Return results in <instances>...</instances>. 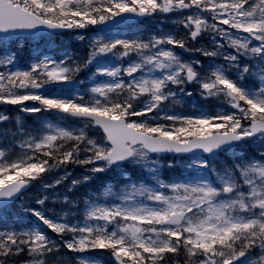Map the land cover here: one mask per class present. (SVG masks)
<instances>
[{
  "label": "snow or ice",
  "instance_id": "1",
  "mask_svg": "<svg viewBox=\"0 0 264 264\" xmlns=\"http://www.w3.org/2000/svg\"><path fill=\"white\" fill-rule=\"evenodd\" d=\"M172 14L183 35L112 31ZM97 26L96 36L75 37L87 40L84 57L66 53L22 70L15 68L16 52L0 53V68L8 69L0 70V105L50 113L56 121L45 118L27 129L17 118L5 127L12 118L0 113V264L24 252L29 264H48L61 246L81 254L107 251L115 264H180L181 256L183 264H264V0H0V45L21 32L43 39ZM205 35L207 47L189 46ZM182 52L209 62L186 61ZM89 68V86L71 93L67 86L84 85L78 76ZM52 85L61 87L44 91ZM193 85L202 100H219L227 109L172 111L194 95ZM90 128L102 130V138H91ZM246 142H259L257 156L240 154ZM222 153L232 154L230 164L220 162ZM166 154L189 159L163 165ZM70 163L88 175L73 180L69 191L114 169H123L128 183L102 185L85 203L83 220L48 215L44 195L36 201L41 207L24 209L35 223L10 224V203ZM125 165L145 175L133 182ZM180 165L181 175L162 177V167ZM68 175L42 187L53 189ZM101 197L111 199L101 203Z\"/></svg>",
  "mask_w": 264,
  "mask_h": 264
},
{
  "label": "rangeland",
  "instance_id": "2",
  "mask_svg": "<svg viewBox=\"0 0 264 264\" xmlns=\"http://www.w3.org/2000/svg\"><path fill=\"white\" fill-rule=\"evenodd\" d=\"M175 19H176V14H172L169 18H166V19L163 17H158L156 19H149V20H146V21L142 22L141 24H139L138 27H136V28H134V26L128 27V28H126L128 30L123 29V30L119 31V33L121 35L130 34V33L149 34V33H158L161 30H163L165 32L175 31L176 33H179V35H183L184 29L182 27H179L178 25H176L174 23ZM132 28H134V29H132ZM99 29H100V26H97L96 28H88L86 30H70L68 33L62 34L59 37L50 36V37H45L43 39H41V38L15 39L14 41H9L3 45H0V53H2L4 51L16 52L17 55H16L15 68L22 69V70L28 69V67L32 63H36L39 60L50 59V58L54 59L52 56L53 55L52 52L57 53V56H55V55L54 56L58 59L64 57L67 52L72 54L73 52H71L70 47H78L79 48L76 53L72 54L73 56L84 57V56H86V54L89 51V48L87 46V40L84 42H81L75 38L76 35L79 34L81 31H83V33L87 37L91 38V37H94L100 33ZM130 29H132V30H130ZM178 30H179V32H178ZM55 42L56 43L61 42V48L60 49L55 50L57 47L55 45ZM208 42H209V36L205 35L202 38H200L198 40V42H190L189 46L190 47H201V46L207 47ZM21 45L23 47H20ZM182 57L186 61L190 60L192 58H196L195 53H188V52H184V55H182ZM199 57L204 59L202 62L204 63L205 66H207L209 61L206 58H204L203 56L199 55ZM198 59H200V58H198ZM217 63L222 64L223 61L219 60V61H217ZM0 70L7 71L8 69L0 68ZM91 71H92V69L89 68L88 70L83 71L79 74L78 79H83L85 81V84L84 85H77L75 87L72 86V88L70 90L71 93L84 92L85 91L86 87L89 86V79L88 78L91 74ZM96 79L104 80L105 78L104 77H98ZM251 82H253V81H251ZM253 86H255V85H253ZM56 88H59V85H52L44 91H46L48 94H51L52 89H56ZM192 91L194 92V94L196 93V89L192 90ZM57 94H59V93H57ZM189 99L192 100L191 106L189 107L190 112L189 111L188 112L186 111V112L188 113V115L199 114V112H196L197 105H196L195 101H197V100L194 97V95L192 97H189ZM209 101L212 103V105L214 107L218 106V105H220V103H222L221 101L216 100V99H212ZM199 102H201V101H199ZM31 103L32 102H28L29 105H31ZM224 105L227 106L226 104H224ZM2 109H4V110H2ZM170 109L172 111H175L178 114L185 115L184 113H181L179 110H177V109H182L181 103L174 105L173 109L170 107ZM1 110H2V113H4V114H9V113L12 114V115L9 114L11 116L12 120H16L17 118H19L20 121L24 124V127L27 129H36V128L40 127V122L42 120H44L45 118H48L53 123L56 122L55 119H53L54 118L53 116H48L49 113H41V114H36V116L32 115V116L28 117L27 116L28 114L25 115L23 112H20L19 106L0 105V111ZM198 110L201 111L202 109L199 108ZM28 118H30V119H28ZM67 123L70 125L72 122L69 121ZM5 127H10V125L6 124ZM88 132H89L90 137L93 139L99 140L102 138L99 134V131L94 129V128H90L88 130ZM4 143L6 144L7 142L5 141ZM242 147H243L244 151L242 153H240L241 155H247L250 157L258 155L259 142L244 143L242 145ZM37 155H39V154H37ZM231 156H232L231 153H228V154L222 153L220 156V162L227 161L230 164L232 162ZM163 157L164 156H162L160 158L161 163L163 165H166L167 161L172 160V159H182L185 161H187L189 159L188 156L187 157H181V158H177V157L171 158L169 160H166ZM125 167L127 168L128 177H130V179L133 182L139 180L140 178H142L145 175L138 168L132 167L130 165H125ZM217 167L218 168L220 167L219 162L217 163ZM65 172L70 173V175H68L67 179L63 180L57 187H55L53 189H45L42 187V184L52 183L55 180H57L58 178L62 177L65 174ZM122 172H123V169H114V170H111V171L103 173V174H97V176L93 177V179L90 180L88 183H81L80 185H77L75 188H73L71 191H69L70 187L72 186L73 180H77V179L82 180L85 175H88V173L86 172V169L82 166L75 165L73 168L70 169V164H68L66 167L60 168L58 171H53L51 173H45L42 180H38V181L34 182V184H32V186L34 185L33 186L34 188L32 189L33 192L32 191L29 192L24 198H22L20 201L15 203V205L10 206L6 210V217H7L10 224L15 223L17 226L26 225L29 222V220H31L33 223H35L33 221L34 217H31L30 214H25L24 209L25 208L41 207L36 203V201L39 198H43L44 195H47L49 197V199L46 202V204L43 206V209L48 210V213H47L48 215L54 216V217L63 216V217H65V219H68L70 222L71 221L76 222L77 220H79L77 218V216H75V214H76V215L81 216L80 220H83V209H84L85 203L88 201L89 197L94 196L96 194L98 189H100L102 191V189H101L102 185H114L115 189H120V188L125 187V185L128 183V179L121 175ZM183 172H184L183 165H180L179 167H176V168H168L166 166L162 167V177L163 178H164V174H167V173H168V179H169L173 176L181 175ZM214 179H215V177H213V180ZM92 181L96 182L95 183L96 191H93V190L88 188L86 196H79L76 194V191L81 187L82 184L86 185V184L91 183ZM34 192H36V193L34 194ZM66 196L68 197L69 203L64 202V199ZM105 199L110 200L111 198L110 197H108V198L101 197L100 202L103 203ZM74 207H77V209H78L77 212H75V214H74V211L72 210ZM79 210H82L81 214H78ZM65 214H67V215H65ZM72 253H74V252H72ZM74 254L76 257L75 261H78L77 257L83 255L81 253H74ZM93 254H94V256L92 258H97L95 253H93ZM103 254H105V252H103ZM25 255L27 257H29L27 253H25ZM83 256H85V255H83ZM102 258L107 259L106 257H102ZM62 260H65L67 263H69V261H71L72 259L69 260L67 258L54 255V256L49 257L48 264H57ZM107 261L108 260H105L104 262L107 263ZM22 264H29V262L23 261ZM170 264H171V260H170ZM238 264H239V262H238Z\"/></svg>",
  "mask_w": 264,
  "mask_h": 264
},
{
  "label": "trees",
  "instance_id": "3",
  "mask_svg": "<svg viewBox=\"0 0 264 264\" xmlns=\"http://www.w3.org/2000/svg\"><path fill=\"white\" fill-rule=\"evenodd\" d=\"M44 159H47V158H44ZM23 258H25V252L20 253L19 255L10 256L7 258V264H20L21 262L24 261Z\"/></svg>",
  "mask_w": 264,
  "mask_h": 264
},
{
  "label": "bare ground",
  "instance_id": "4",
  "mask_svg": "<svg viewBox=\"0 0 264 264\" xmlns=\"http://www.w3.org/2000/svg\"><path fill=\"white\" fill-rule=\"evenodd\" d=\"M73 47H70V49H72ZM14 124V121H10L9 122V125H10V127H12V125Z\"/></svg>",
  "mask_w": 264,
  "mask_h": 264
},
{
  "label": "water",
  "instance_id": "5",
  "mask_svg": "<svg viewBox=\"0 0 264 264\" xmlns=\"http://www.w3.org/2000/svg\"><path fill=\"white\" fill-rule=\"evenodd\" d=\"M24 34H29V33L26 32L17 33V35H24Z\"/></svg>",
  "mask_w": 264,
  "mask_h": 264
}]
</instances>
